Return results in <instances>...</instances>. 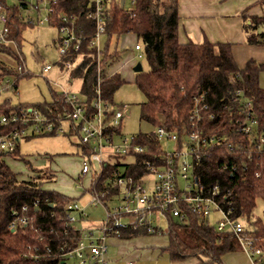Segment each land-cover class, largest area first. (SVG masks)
Instances as JSON below:
<instances>
[{
  "label": "trees",
  "instance_id": "16d2710c",
  "mask_svg": "<svg viewBox=\"0 0 264 264\" xmlns=\"http://www.w3.org/2000/svg\"><path fill=\"white\" fill-rule=\"evenodd\" d=\"M0 3L4 5L5 0H0ZM106 3L105 36L100 53L101 65L104 67L100 86L102 99L114 105L112 95L125 83L118 71L107 76L108 70L115 67L127 53L126 49L118 47V40L125 34L136 36L141 46L139 59H144L148 67L146 71L142 69L135 73L134 78L135 86L145 98L139 105V121L152 127L164 125L169 130H187L193 96L206 93L208 110L203 113L199 128L204 135L225 136V139L211 150L210 158L202 162L197 172L205 186L219 184L221 191H231L232 217L242 219L249 236L254 240V247L264 252V208L262 218L253 216L258 200L264 206V156L255 155L252 161H246L244 169L242 162L246 159L244 146L247 138L243 135L234 136V126L230 123L237 116L232 97L240 91L251 102V111L258 121V128L264 129V88L259 85V74L264 72V62H249L239 68L229 43H210L205 40L201 43H179L177 0H135L128 11L122 9L118 0H107ZM54 9L49 25L56 28L61 23L62 14L76 16L72 26L74 34L82 37L80 51L75 54L70 47L56 64L62 67L64 62H76L71 75L79 81L80 94L90 107L96 84L98 54L89 47L95 28L93 21L85 16L86 0H59ZM7 12L9 39L20 49L23 33L35 25L19 20L16 6L7 7ZM242 20L246 44L264 47V31L258 30L264 26V16L247 17L242 14ZM0 51L11 55L22 67L21 54L12 52L5 45H0ZM26 76L29 73L19 75L16 67L10 68L0 61V81L15 77L9 90L15 91L19 79ZM49 93V101L33 104H12L9 97H5L0 102V118L19 115L27 108L37 110L43 117H53L64 105L62 96L56 90L49 87ZM210 114L212 118H209ZM20 127L18 122L0 124V137ZM112 131L110 129L108 133ZM136 136L135 143L146 145L147 151L143 155H135V163L125 169V175H132L135 179L143 171L142 161L151 159L152 153L158 150L151 131L139 132ZM74 144L79 153L83 146L77 139ZM5 157L23 162L33 175L28 179H20L5 162ZM225 165L227 169L223 168ZM231 166H236V171H230ZM113 168H106L104 174H109ZM51 179L48 171L33 168L24 157L18 156V144L9 155H0V264H50L53 261L48 257L39 260L32 258L36 247L39 250L49 245L56 250L68 237V249L74 246L78 232L67 230V234H64L66 229L62 220L65 206L74 199L42 189L43 184ZM36 200L39 203L34 207ZM23 206L28 207L27 214L31 222L26 227L10 231L7 226L11 213L20 211ZM188 215L187 223L168 217L164 230L155 227V232L150 233L146 225L122 230L118 238L166 236L168 243L160 251L167 254L170 264H180L188 259L197 260V264H222L221 257L225 253L241 250L231 233L216 231L213 221L195 213Z\"/></svg>",
  "mask_w": 264,
  "mask_h": 264
},
{
  "label": "built area",
  "instance_id": "2783aa9c",
  "mask_svg": "<svg viewBox=\"0 0 264 264\" xmlns=\"http://www.w3.org/2000/svg\"><path fill=\"white\" fill-rule=\"evenodd\" d=\"M107 0H86L85 16L94 23V34L89 40V47L98 54L96 84L93 88L94 97L88 107L85 97L80 94V84L76 91L70 90L77 81L71 72L75 63L64 62L57 66V72L65 79V85L56 92L62 96L64 108L53 117H43L37 110L27 108L19 115L9 118L1 117L0 124L20 123L21 127L10 134L0 137V155L12 153L24 138L41 135L76 137L83 146L78 156L81 160L80 176L89 177L88 201L82 205L72 200L64 208L63 226L67 230L78 232V238L73 247L68 249V240L62 241L56 250L46 245L43 249L36 247L31 256L35 260L50 258V264H109L107 258L108 241L118 238L120 232L126 229H137L146 226L148 232H155L158 227L153 222L157 215L170 217L181 223H187L189 213H195L204 219H213L217 232L231 233L238 241L242 251L248 253L253 264H264V252L254 247V240L249 236L241 218L232 217L233 206L231 191H221L219 184L205 186L199 177L197 168L210 158L211 150L224 141L225 136L216 137L204 135L199 128L203 113L208 110L206 93L193 96V106L188 115L187 130H169L164 125L153 127L151 133L158 145V150L152 153L151 159L141 163L143 171L137 179L125 175V169L135 163V155H143L146 145L135 143V135H122V120L125 116L123 108H115L102 99L101 81L104 67L101 65L100 53L105 36L104 13ZM59 0H5L0 3V45L10 47L13 42L9 39L10 25L7 7L16 6L19 9L17 18L33 25H49L54 7ZM119 2V0H118ZM135 0H126L121 5L128 11ZM61 23L57 27L58 57L66 55L70 47L78 54L82 37L74 34L73 23L76 16L62 14ZM139 51L141 46L136 43L133 47ZM130 57V53H126ZM118 65V64H117ZM116 65V66H117ZM113 67L107 76L117 72ZM52 70V65L44 64L42 73ZM21 72V66H18ZM24 74L30 73L28 70ZM10 80L0 81V91L10 86ZM56 85V84H55ZM232 102L236 104V117L230 120L233 124V135H243L247 138L244 146L245 161L242 167L246 169V161H252L255 155L264 156V129L258 128V121L251 109V102L244 93L237 91L233 94ZM212 118V114L209 115ZM67 124V129L63 124ZM113 129L111 133H108ZM120 130V131H119ZM172 146L169 147V144ZM229 147L230 144H228ZM241 147V145L239 146ZM108 167H114L109 174H104ZM227 169V165L223 167ZM230 171H236L231 166ZM79 182V181H78ZM38 200L33 206L37 207ZM102 206L104 217L99 224L88 220L86 209ZM28 207H21L11 213L8 224L10 231L26 227L31 222L27 214ZM146 223V224H145ZM159 233V230L156 231ZM124 264H134L127 261Z\"/></svg>",
  "mask_w": 264,
  "mask_h": 264
},
{
  "label": "rangeland",
  "instance_id": "374dc122",
  "mask_svg": "<svg viewBox=\"0 0 264 264\" xmlns=\"http://www.w3.org/2000/svg\"><path fill=\"white\" fill-rule=\"evenodd\" d=\"M125 2L126 0H119L121 5H127ZM58 37L59 33L56 27L47 24H38L23 33V42L20 49H17L15 45L10 46V50L12 52L19 53L23 57V63L21 67L22 73L19 72V75H23V71L25 69L30 71V73L29 76L21 77L19 79L17 89L15 91L9 90L11 88L12 82L15 79V77H10V86L3 91H0V102L5 97H9L12 104H33L48 101L51 97L49 93V87H52V89L57 91L58 89L67 87L65 85V79L61 77V73L57 72L58 65L56 62L59 58L57 52ZM135 41L136 40L132 34H125V36H122L118 40V47H124L122 49L126 48L127 52L131 53L132 56H123L118 72L125 83L120 86L112 95V103L114 104V107L123 108L125 110L121 131L122 135L126 136L135 135L139 132H150L153 130L152 126L139 121V105L145 101V98L134 84L135 73L133 71V67L138 62L141 64L144 71L148 70V67L144 59L138 58V51L133 49V44ZM0 61L4 65L10 68L16 67L18 70L17 66L19 65L17 64V61L6 52L0 51ZM44 64L52 65V70H50L48 73H42V67ZM79 84V81H75L72 84L70 90L76 91ZM259 85L260 87L264 88V72L259 74ZM63 128L65 130L67 129L66 123L63 124ZM76 139L77 138L75 137H67L66 135H41L31 137L26 140L22 139L18 143V156L24 157L26 160H30V162L34 165L43 159L41 165L46 166H48L50 157L61 156V159L55 158V170H57L58 173L66 174L68 177L75 176L78 171V166L76 163V157H78L77 146L74 144ZM171 146L172 143L169 144V147ZM5 160L7 161V164H12L11 167L14 170L22 171L26 168L23 167V165H16L9 162L16 161L17 163L23 164V162L14 160L11 157H5ZM16 173L20 179H24L22 176L25 175H23L22 172ZM60 182H62V184L68 183L67 179H61ZM62 184H60V186H62ZM88 199L89 197H84L81 204L85 205ZM263 208V202L258 200L256 202V207L253 210V216L262 218ZM104 213V208L102 206H98L96 208L88 207L86 209L88 220L92 221L94 224H99V222L102 221ZM214 218L215 215L211 217V221H213ZM153 222L160 229H166V218L157 215ZM155 236L163 235L159 234ZM148 239L152 238H147V240ZM147 249H130V252L136 250L137 253H141L140 257L134 259V264H170L168 258L165 256H160L154 259H148V257L146 259L144 255H146ZM117 252L118 249L113 247L111 240L108 241V250L106 254L107 258L111 259L113 256L117 255ZM122 262H124V260Z\"/></svg>",
  "mask_w": 264,
  "mask_h": 264
},
{
  "label": "crops",
  "instance_id": "0c3cea01",
  "mask_svg": "<svg viewBox=\"0 0 264 264\" xmlns=\"http://www.w3.org/2000/svg\"><path fill=\"white\" fill-rule=\"evenodd\" d=\"M177 4V36L179 43L185 44L189 41L201 43L204 40L210 43H229L231 44L234 60L239 68L245 67L249 62H264V47L246 44L242 20V14L247 17L264 16V0H177ZM258 30L264 31V26L259 27ZM132 36L136 40L133 44L134 47L138 41L134 34H132ZM122 48L124 47H120V49ZM127 53L129 54V52ZM130 55L132 56L131 53ZM121 61L116 66L117 70L119 69ZM78 157H76L78 166L77 174L69 177L55 170V158L61 159V156L50 157L48 166L41 165L43 159L38 161L35 165L32 164L30 160L27 161L33 168H39L49 172L52 179L46 181L42 189L55 191L81 203L84 197H88L87 187L90 179L89 177L80 176L79 164H81V160L80 157ZM5 162L7 163L6 160ZM9 162L26 167L24 163L20 164L16 161ZM11 165L9 166L14 172H22L23 175H25L22 176L24 179H28L30 175H33L27 167L25 170L23 169L20 171L14 170ZM61 179H67L68 183L62 184V182H60ZM60 184H62V186H60ZM147 238L152 239L147 240ZM110 240L113 247L118 249V252L117 255L113 256L111 259L108 258L110 261L109 264H124L127 261H134V259L141 256V253H137L136 250L130 252V249L134 248H152L147 249L148 254L146 253V255H144L146 259L148 257V259H154L160 256L168 258L167 254L160 251L161 248L168 243L166 236H145L132 239L113 238ZM123 260L124 262H122ZM252 261L250 255L242 250L228 252L221 257L222 264H253ZM197 263L198 261L195 259H188L180 264Z\"/></svg>",
  "mask_w": 264,
  "mask_h": 264
},
{
  "label": "water",
  "instance_id": "95a60500",
  "mask_svg": "<svg viewBox=\"0 0 264 264\" xmlns=\"http://www.w3.org/2000/svg\"><path fill=\"white\" fill-rule=\"evenodd\" d=\"M133 71H134V73H139L142 71V66L139 62L134 65Z\"/></svg>",
  "mask_w": 264,
  "mask_h": 264
}]
</instances>
